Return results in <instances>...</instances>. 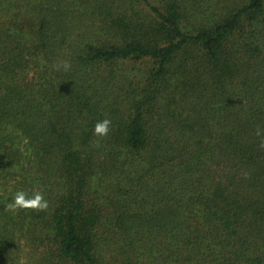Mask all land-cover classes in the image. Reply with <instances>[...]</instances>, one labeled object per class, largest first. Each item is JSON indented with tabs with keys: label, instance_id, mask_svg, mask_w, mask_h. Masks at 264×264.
Wrapping results in <instances>:
<instances>
[{
	"label": "trees",
	"instance_id": "16d2710c",
	"mask_svg": "<svg viewBox=\"0 0 264 264\" xmlns=\"http://www.w3.org/2000/svg\"><path fill=\"white\" fill-rule=\"evenodd\" d=\"M257 128L264 0H0V264H264Z\"/></svg>",
	"mask_w": 264,
	"mask_h": 264
},
{
	"label": "clouds",
	"instance_id": "9594fccd",
	"mask_svg": "<svg viewBox=\"0 0 264 264\" xmlns=\"http://www.w3.org/2000/svg\"><path fill=\"white\" fill-rule=\"evenodd\" d=\"M61 66L65 71H68L71 68L69 62H64L62 65H57L56 70H60ZM111 125L112 121L108 118L97 121L93 128V135L101 138L106 137L111 131ZM256 135L264 136V129L257 128ZM259 147L264 148V139L261 140ZM48 207L49 202L45 198V194L42 190H35L29 194V192L21 189L17 190L12 197L11 202L6 204L5 211L15 214L21 209L45 211Z\"/></svg>",
	"mask_w": 264,
	"mask_h": 264
}]
</instances>
